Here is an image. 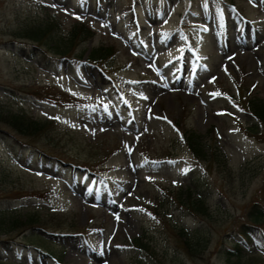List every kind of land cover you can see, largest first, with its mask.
Returning <instances> with one entry per match:
<instances>
[{
    "label": "rangeland",
    "instance_id": "374dc122",
    "mask_svg": "<svg viewBox=\"0 0 264 264\" xmlns=\"http://www.w3.org/2000/svg\"><path fill=\"white\" fill-rule=\"evenodd\" d=\"M228 1L233 7L224 0H0V111L53 123L26 140L74 165L36 168L22 147V158L14 156L0 137V214L42 221L24 233L0 231L28 245L0 243L3 264L136 257V264H222L219 239L247 219L253 200L264 205V126L243 107L245 97L264 98V0ZM46 22L60 38L87 23L93 37L75 52L111 46L108 59L98 67L84 58L48 65L37 53L22 54V31ZM186 129L211 131L203 149L215 143L225 153L229 176L196 163L181 137ZM191 178L215 217L199 258L177 246L173 228L199 224L175 199ZM138 236L153 255L129 246ZM34 244L64 249H53L54 258ZM253 251L263 263L264 249Z\"/></svg>",
    "mask_w": 264,
    "mask_h": 264
},
{
    "label": "trees",
    "instance_id": "16d2710c",
    "mask_svg": "<svg viewBox=\"0 0 264 264\" xmlns=\"http://www.w3.org/2000/svg\"><path fill=\"white\" fill-rule=\"evenodd\" d=\"M19 37L21 41H19L20 46L18 50H20L22 54H25V56H32L37 53L43 63L50 65L55 64V61L81 60L84 58V62L90 67H98L108 59L112 51L111 46L92 45L89 47L86 56V48L81 49V51L77 53L75 52L77 44L84 43L87 39L93 37V32L87 26V23L74 24L71 33L63 38L59 36L56 37L52 22L37 23L25 28ZM51 59H53V61ZM243 107L256 122L264 126V98L259 96L245 97ZM52 124L51 122L46 123L39 121L22 111L6 113L0 111V125L6 127L5 130L0 126V137L5 141L10 152L14 154V156L22 158L21 155L23 153H17L20 146L25 150V155H27L26 162L30 163L31 159H33V162L37 166L36 168L55 172L53 168H48L53 167V165H64L63 160L59 156L48 153L44 151L43 148L26 140V138L37 137L49 133L52 129ZM210 132V130H207L206 135L203 136L196 130L186 129V131L181 132V137L184 145L187 147L196 163L207 162V164L216 167V170L220 173L229 176L231 167L228 165L225 153L215 143H208V141L209 149L207 151L203 149V139L209 137ZM65 165L69 167L72 166L69 163ZM200 166L204 172L205 168L202 165ZM196 175L197 173L193 172L192 176L195 178L199 176ZM195 178H191L192 182L185 187V191L180 190L175 192V199H177L182 210L196 218V223L199 224L192 229L176 226L173 228L177 246L184 250L189 256L199 258L202 257L204 251L209 248L208 246L211 242V225L215 217L209 213L210 211L204 203L205 195L203 193V185L200 186L197 183L198 180L195 182ZM185 192L188 194V197H184V199L182 195ZM195 194L198 197L197 202H195L197 203L196 205L191 201ZM217 208L220 211L222 210L219 205H217ZM2 214L3 213L0 214V231L2 232L9 231L15 227H21V231L24 233L41 221L39 218L34 217V215L11 216L12 219L8 220L5 219V216ZM246 218V220L241 221L237 229L229 233H224V237L220 238L216 244L214 253H217L222 264H264V262L255 263V258L257 257L253 255L254 246H259L264 249V205L262 201L253 200L251 202L246 213ZM6 222H8V224ZM9 222H11L10 225L12 226H9ZM40 223H42V221ZM42 225L50 227L47 223H43ZM128 242L129 246L134 250L140 253L149 252L150 255H153V247H150L149 241L143 236L128 239ZM0 243L5 246L15 244L18 251L28 247V245L20 242L16 243L13 238L8 237L0 238ZM225 243H229L230 245L226 246ZM34 248L35 250H44L52 257L55 256L53 249L57 250L58 248L63 250V247H57L55 244L47 247L34 244ZM55 260L60 262V259L56 258ZM139 261L138 257H136L133 258L129 264H136ZM4 262L5 259L0 252V264Z\"/></svg>",
    "mask_w": 264,
    "mask_h": 264
},
{
    "label": "snow or ice",
    "instance_id": "6c2138e0",
    "mask_svg": "<svg viewBox=\"0 0 264 264\" xmlns=\"http://www.w3.org/2000/svg\"><path fill=\"white\" fill-rule=\"evenodd\" d=\"M78 18H79V17H78ZM56 119H58V117H57Z\"/></svg>",
    "mask_w": 264,
    "mask_h": 264
}]
</instances>
